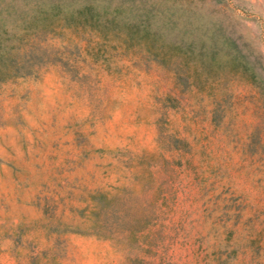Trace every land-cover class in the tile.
I'll use <instances>...</instances> for the list:
<instances>
[{
	"label": "rangeland",
	"instance_id": "obj_1",
	"mask_svg": "<svg viewBox=\"0 0 264 264\" xmlns=\"http://www.w3.org/2000/svg\"><path fill=\"white\" fill-rule=\"evenodd\" d=\"M180 1L213 58L60 28L0 72V264H264V0Z\"/></svg>",
	"mask_w": 264,
	"mask_h": 264
},
{
	"label": "trees",
	"instance_id": "obj_2",
	"mask_svg": "<svg viewBox=\"0 0 264 264\" xmlns=\"http://www.w3.org/2000/svg\"><path fill=\"white\" fill-rule=\"evenodd\" d=\"M196 18L180 0H0V72L16 64L34 37L60 28L88 31L150 54L177 50L199 60L206 54L213 58L215 49L196 40ZM238 55L234 47L230 58L248 69ZM249 72L251 82L264 87L253 67Z\"/></svg>",
	"mask_w": 264,
	"mask_h": 264
}]
</instances>
